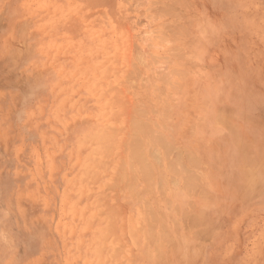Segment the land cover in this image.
<instances>
[{"label":"rangeland","instance_id":"obj_1","mask_svg":"<svg viewBox=\"0 0 264 264\" xmlns=\"http://www.w3.org/2000/svg\"><path fill=\"white\" fill-rule=\"evenodd\" d=\"M0 264H264V0H0Z\"/></svg>","mask_w":264,"mask_h":264},{"label":"bare ground","instance_id":"obj_2","mask_svg":"<svg viewBox=\"0 0 264 264\" xmlns=\"http://www.w3.org/2000/svg\"><path fill=\"white\" fill-rule=\"evenodd\" d=\"M167 151V150H166ZM157 154V153H156ZM142 156H143V159H144V155L142 154ZM142 156H139V157H142ZM138 157V158H139ZM153 157V156H152ZM155 157V156H154ZM142 159V158H141ZM158 159V158H157ZM145 160V159H144ZM144 160H143V162H144ZM158 160H156L155 162H157ZM171 161V160H170ZM173 161V160H172ZM171 161V162H172ZM143 162H140V160H139V167H141V169H140V171H142L141 173H142V176H144L145 174H148L149 173V171H151V170H154V167L152 166V168H150L149 167V171H148V167H146V164H145V166L143 165ZM174 162V161H173ZM140 163H141V165H140ZM146 163L148 164L149 162H147L146 161ZM169 163V162H168ZM168 163H166V166L168 165ZM177 163V164H176ZM150 164H152V163H150ZM158 164H160V163H158ZM174 164H176V165H178V161H176L175 163H173L172 165H174ZM153 165V164H152ZM176 165H174V167L176 166ZM170 166H171V163H170ZM169 166V168H173L174 169V167H170ZM138 167V168H139ZM169 168H167L169 171H171V169H169ZM151 169V170H150ZM155 169H157V167H155ZM172 169V170H173ZM152 172V171H151ZM144 173V174H143ZM154 173V172H153ZM152 173V174H153ZM155 173H157V172H155ZM155 173L153 174V176L155 175ZM152 174H150V175H152ZM149 175V176H150ZM147 176V175H146ZM147 179H148V176H147ZM150 223V222H149ZM152 224V223H151ZM152 225H154V224H152ZM148 227V226H147ZM154 229V228H153ZM152 230V229H151ZM151 233L149 232V235H150ZM160 236H162L161 238H165V237H163V235H161V233H160ZM154 238V237H153ZM163 241H164V239H163Z\"/></svg>","mask_w":264,"mask_h":264}]
</instances>
